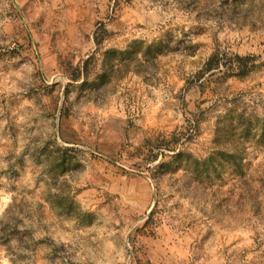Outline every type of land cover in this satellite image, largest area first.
I'll return each instance as SVG.
<instances>
[{
	"label": "rangeland",
	"instance_id": "rangeland-1",
	"mask_svg": "<svg viewBox=\"0 0 264 264\" xmlns=\"http://www.w3.org/2000/svg\"><path fill=\"white\" fill-rule=\"evenodd\" d=\"M63 3L0 0V264H264V138L247 149L241 176L226 172L211 186L189 187L190 180L177 174L152 177L155 166L167 162V149L161 152L163 145L156 146L155 128L150 129L153 135L144 136L136 123L141 118L150 123L143 104L154 103L152 87L190 86L188 91L195 88L205 98L199 101L203 104L208 94H215L211 78L220 79L214 69L225 68L222 56L233 65L235 55L248 57L247 67L264 63L260 26L253 23L246 34L234 37L243 29L229 24L227 35L220 27L209 40L202 24L173 23L177 17L192 19L193 12L197 20L210 15L197 11L201 0H149L160 14L174 6L176 15L168 23L182 33L180 46H172L173 28L166 29V39L152 44L161 51L149 80L129 73L116 83L106 107H97L104 99L81 98L96 116L73 114L65 104L74 95L66 87L70 74L63 69L82 64L72 49L81 41L94 43L99 29L108 31L106 23L114 25L113 38L123 29H145L142 12L152 8L139 9L134 0H106L94 16L81 20L72 4L61 9ZM226 4L223 0L221 8ZM65 13L71 19H61ZM101 13L103 18H95ZM133 35L130 44L146 43L149 36ZM182 53L196 59L177 63ZM212 55L217 66L204 72ZM87 57L85 53L83 61ZM33 65L38 66L31 73L33 83L13 84L11 72L23 74ZM187 72L191 75H182ZM224 75L225 83L235 78L234 73ZM196 79L201 84L208 80L207 86L197 88ZM152 113L159 119L154 107ZM72 119L95 139H65L64 122ZM117 121L123 123L117 126ZM182 127L176 124L167 135L164 130L158 135L168 139ZM72 132L79 136L76 128ZM204 136L202 131L188 137L190 154L207 150ZM53 144L64 150V157L68 150L78 152L76 164L69 167L60 154L54 156ZM84 174L88 179L79 182Z\"/></svg>",
	"mask_w": 264,
	"mask_h": 264
},
{
	"label": "clouds",
	"instance_id": "clouds-1",
	"mask_svg": "<svg viewBox=\"0 0 264 264\" xmlns=\"http://www.w3.org/2000/svg\"><path fill=\"white\" fill-rule=\"evenodd\" d=\"M106 0H64L60 4V8H64V4H72L76 11L80 13L79 19L84 16L93 15L95 8H103ZM136 7L139 9L152 8V11L142 12V21L147 25L145 29L137 31L136 29H123L118 33V38L112 37L114 25L107 24L104 29H99L96 33V39L93 43L89 40L86 44L79 42L72 49L77 52L78 57L83 64L85 53L91 56L92 59L88 60L86 65L65 64L63 71L71 75V81L68 82L69 95L65 99V104L73 113L92 112L96 116L90 103H81L82 97L91 96L93 99H104L105 103L97 104L98 108L106 107L107 100L110 98L111 91L116 87L115 81L112 80L115 69H122L126 63L131 64L134 68H144L152 61L149 56L141 49L140 45H133L129 47L131 40L134 38V33L142 35L144 32L149 34L146 43L153 44L156 40L166 39L163 35L166 29L173 28V24L168 23L173 15H176L174 6H170V10L166 14H160L156 6L149 4V0H134ZM223 0H201L200 7L197 11L202 13H210V15H202L199 20L195 19L196 13H191L192 19L187 17H177L173 23L183 22L191 25L193 23L202 24L206 29V38L211 39L212 35L223 27L224 34H228V27L231 24L232 28H242L243 32L233 33L234 37L244 35L247 29L253 23L260 26V38H264V0H228V4L221 8ZM103 18V13L99 17ZM61 19H71V16L65 13ZM234 21V22H232ZM99 28V26H97ZM74 30V28H73ZM174 35L172 37V46L178 47L179 41L182 40V33L173 28ZM91 35V30H89ZM123 42L121 44L120 42ZM186 43H191L189 38ZM79 49H82L80 51ZM112 49V51H109ZM231 55V52H229ZM189 59H196L195 57L188 58L183 53L177 59L187 62ZM221 64L225 65L224 69L215 68L216 76L220 79L212 77V82L217 86L215 94H208L205 103L200 104L199 101L205 99L196 91H188L186 86L184 90L178 87H168L160 85V87H152L150 91L154 96V103L151 101L145 102L144 115L150 117V123H144L143 118L137 120L141 134L144 136H151L153 132L151 128L157 130L156 146L163 152L167 149V155L164 157L168 162L161 165L162 171H173L178 176H183L185 173L189 174L193 179L200 178V173L203 168L208 164L209 158L221 161L226 160L223 151L231 146L237 158L243 154L245 149L251 150V147H256L257 142L264 138V63H258L255 67H245L243 63L233 65L232 61H228L226 57H221ZM38 66L33 65L31 68L24 70L23 74L11 72V76L16 79L13 84L29 85L33 83L31 73L36 71ZM234 73L235 78L228 83H225L227 76L224 73ZM59 74V71L56 73ZM123 74V73H121ZM185 77L190 76L191 72L183 73ZM248 76L243 84L238 83L239 79ZM51 80V76L48 77ZM48 81H45L47 83ZM39 84V80L35 81ZM175 84L181 81H174ZM197 88L206 87L208 80L203 84L196 79L194 80ZM261 85L253 88V85ZM9 88L12 84L8 85ZM44 92L43 87L40 89ZM259 93V95H258ZM185 97L187 103H185ZM48 98L43 99V103L48 104ZM155 108L160 113L159 119H154L152 108ZM137 115H140L139 111ZM187 121V123H185ZM104 121L101 119L100 123ZM64 135L65 139L83 140L90 143L95 137H92L87 129L80 131L81 125L79 120L72 119L65 121ZM118 126L123 121L115 122ZM182 125L177 133L173 134L171 138L166 139L165 136L158 135L160 130H164L167 135L168 127L173 125ZM2 126V125H0ZM72 128H76L79 136L72 132ZM186 129V131H185ZM205 133L203 137V144L207 150L204 152L192 151L189 155L188 137L193 138L200 135L201 132ZM33 135H36L33 133ZM100 136L101 132L97 131ZM104 139H109L104 137ZM127 143V141H125ZM135 144V141H132ZM251 146V147H250ZM53 155L60 154L66 164L71 167L75 165L80 154L78 152L68 150L66 157L63 156L64 150L57 149L55 144L52 145ZM173 153H178L173 155ZM170 157V159H169ZM261 159L264 160V151L261 152ZM158 163V161H154ZM67 179V176L62 177ZM88 179L87 174L79 178V182ZM76 184V180L69 181ZM151 191V189H148Z\"/></svg>",
	"mask_w": 264,
	"mask_h": 264
},
{
	"label": "trees",
	"instance_id": "trees-1",
	"mask_svg": "<svg viewBox=\"0 0 264 264\" xmlns=\"http://www.w3.org/2000/svg\"><path fill=\"white\" fill-rule=\"evenodd\" d=\"M96 39V38H95ZM133 45H140L141 49L149 56V58L152 61H156L158 53L161 51V48L157 45L147 44L143 41H133L129 47ZM109 51H112V49H109ZM217 56L212 55L208 61L206 62V68L204 69V72L210 71L214 69L217 66V63L215 62ZM92 59L91 56L87 57L84 61L83 65H86L88 63V60ZM248 57H242L239 55H235L236 64L243 63L245 67H247L246 61H248ZM155 63L149 64L147 67L144 68H134L131 66V64L126 63L122 69H115L114 68V75L112 77V80L115 81V83L119 82L122 78H124L129 73H135L139 74L142 77H144L145 80H149L152 76V72H150L151 66H154ZM123 73V74H121ZM71 80V75L69 77ZM246 153L247 149L243 151V154L240 155L238 158L235 155L233 149L231 146H228L226 150L223 151V154L228 157L226 160L217 161L209 158L208 164L203 168V170L200 173V178L193 179L189 174L185 173L182 177L189 179L190 182L187 183L185 186L192 187L194 185H197L199 187H204V184L207 182L211 185H213L214 181H221L223 174L226 172L233 174L235 176H241L243 174L244 169V160L246 159ZM178 154L174 153L173 155ZM189 155H191L189 153ZM168 162V161H167ZM167 162H161L158 165L155 166V172L152 174V177L154 179L159 180L160 177L164 175H176V172L173 171H162L161 165L165 164Z\"/></svg>",
	"mask_w": 264,
	"mask_h": 264
}]
</instances>
